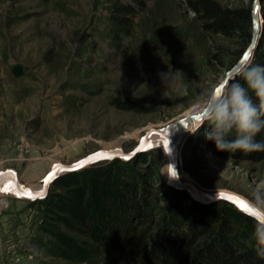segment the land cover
I'll return each instance as SVG.
<instances>
[{
	"label": "rangeland",
	"instance_id": "374dc122",
	"mask_svg": "<svg viewBox=\"0 0 264 264\" xmlns=\"http://www.w3.org/2000/svg\"><path fill=\"white\" fill-rule=\"evenodd\" d=\"M216 1L228 9L253 10L255 0ZM115 2L0 0V171H16L25 186L43 184L58 163L119 148L134 152L149 130L198 111L209 86L239 77L232 73L249 46L243 48V38L207 32L190 0H145L130 35L121 39L112 37L107 20ZM259 4L262 36L264 2ZM169 72L175 80L164 85L159 74ZM116 101L138 110L119 109ZM207 127L188 131L182 160L188 140L204 137ZM209 147L201 142L197 157H189L191 171L183 163L180 170L201 190L250 195L264 181V161L236 163ZM122 161L150 187L162 215L158 229L163 215L182 202L164 176V149ZM106 163L111 162L99 164ZM192 201L188 195L184 208ZM41 210L0 193V264L52 262L37 242L45 238L39 231Z\"/></svg>",
	"mask_w": 264,
	"mask_h": 264
},
{
	"label": "trees",
	"instance_id": "16d2710c",
	"mask_svg": "<svg viewBox=\"0 0 264 264\" xmlns=\"http://www.w3.org/2000/svg\"><path fill=\"white\" fill-rule=\"evenodd\" d=\"M145 7V0H117L107 19L112 37L129 36L138 11ZM190 7L207 32L243 38L244 49L251 43L252 7L228 9L216 0H190ZM253 61L264 65V33ZM237 80L244 83L240 77ZM115 105L138 110L127 101ZM256 140L264 141V130ZM203 141L211 152L236 163L264 161V152L218 151L204 133L200 139L190 138L183 150L186 171H191L189 157H197ZM173 191L182 202L163 215L156 229L162 215L151 200V189L128 163L115 160L62 176L47 199L34 202L42 209L39 231L45 238L37 242L52 260L47 264H264L255 254L253 222L235 206L225 201L209 206L192 201L184 208L187 193Z\"/></svg>",
	"mask_w": 264,
	"mask_h": 264
},
{
	"label": "clouds",
	"instance_id": "9594fccd",
	"mask_svg": "<svg viewBox=\"0 0 264 264\" xmlns=\"http://www.w3.org/2000/svg\"><path fill=\"white\" fill-rule=\"evenodd\" d=\"M236 74L243 84L233 77L221 82L219 93L212 85L201 94L197 102L201 117L196 130L207 123L205 139L214 142L218 151L264 152V141L256 140L264 130V65L255 64L250 58ZM159 75L164 85L175 80V73ZM230 136L234 138L228 139ZM238 197L247 205L242 214L253 222L255 254L264 260V181L250 195L238 194Z\"/></svg>",
	"mask_w": 264,
	"mask_h": 264
},
{
	"label": "water",
	"instance_id": "95a60500",
	"mask_svg": "<svg viewBox=\"0 0 264 264\" xmlns=\"http://www.w3.org/2000/svg\"><path fill=\"white\" fill-rule=\"evenodd\" d=\"M259 2L260 0H255L253 5V36L251 44L245 52L248 53V59H254L255 52L257 51V47L261 38V5ZM245 61L246 60L244 59L243 55L232 74H236V70L241 65H243ZM200 117L201 113L198 110L195 111L192 116L185 117L177 122L169 124L164 128H155L149 130L141 138L138 147L132 153H125L124 150L120 148L117 153L111 151L98 152L70 165L60 163L55 164L44 178L42 189L38 191L28 189L27 186H25L20 181L19 175L16 171L2 170L0 171V193L10 192L16 197L31 202L45 200L48 198L54 183L62 176L83 171L89 167L103 162H113L117 159L131 160L135 155L149 151V149L146 147V141L150 137L158 135L161 138L163 149L168 155V167L170 169L169 185L172 188L186 192L197 203L209 206L219 201H225L235 206L239 211L242 212L240 208L226 199V197L229 195L238 196L237 194L225 191H204L195 184L183 181L180 178V170L183 163L181 147L185 139V130L189 123H198L200 121ZM125 157H127V159H125ZM171 170L175 171V176L171 175ZM221 193L223 194V198L220 195Z\"/></svg>",
	"mask_w": 264,
	"mask_h": 264
},
{
	"label": "bare ground",
	"instance_id": "6f19581e",
	"mask_svg": "<svg viewBox=\"0 0 264 264\" xmlns=\"http://www.w3.org/2000/svg\"><path fill=\"white\" fill-rule=\"evenodd\" d=\"M261 23H262V21H261ZM193 114H194V113H193ZM193 114H192V115H193ZM192 115H190V116H192ZM197 124H199V122H198V123H192V122H191V123L188 124V127H187L186 129L189 130L191 127H194V126H196ZM187 134H188V131L185 130V134H184V136L186 137ZM146 147H147L149 150H152V149H154V148H163V145H162V141H161L160 136H158V135H154V136L150 137V138L146 141ZM119 149H120V148H119ZM119 149H117V151L114 152V153H117ZM111 152H112V151H111ZM164 152H165V151H164ZM165 155H166V158H167V168L164 170V176H165L167 179H169V178H170V169H169V167H168V155H167L166 152H165ZM180 178H181L183 181H186V182L192 183V182H190V181L187 179V177H185V176H183V175H181V174H180ZM42 187H43V184H40V185H38V186H31V185L27 186L28 189H30V190H35V191L41 190Z\"/></svg>",
	"mask_w": 264,
	"mask_h": 264
},
{
	"label": "snow or ice",
	"instance_id": "6c2138e0",
	"mask_svg": "<svg viewBox=\"0 0 264 264\" xmlns=\"http://www.w3.org/2000/svg\"><path fill=\"white\" fill-rule=\"evenodd\" d=\"M244 59L247 60L248 59V53L244 54ZM220 89H217V93H219ZM125 159H127V157H125ZM171 175L175 176L176 173L174 170H171ZM221 197L223 198V194H220ZM227 200H229L230 202H232L233 204H235L238 208H240L241 210H247V205L245 203L244 200H242L241 198H239L236 195H229L226 197Z\"/></svg>",
	"mask_w": 264,
	"mask_h": 264
}]
</instances>
